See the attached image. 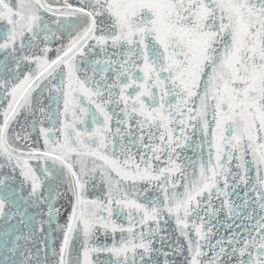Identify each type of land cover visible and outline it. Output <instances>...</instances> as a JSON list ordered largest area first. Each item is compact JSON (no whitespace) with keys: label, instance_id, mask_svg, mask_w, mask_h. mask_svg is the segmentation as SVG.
Returning <instances> with one entry per match:
<instances>
[{"label":"snow or ice","instance_id":"snow-or-ice-1","mask_svg":"<svg viewBox=\"0 0 264 264\" xmlns=\"http://www.w3.org/2000/svg\"><path fill=\"white\" fill-rule=\"evenodd\" d=\"M0 264H264V0H0Z\"/></svg>","mask_w":264,"mask_h":264},{"label":"flooded vegetation","instance_id":"flooded-vegetation-1","mask_svg":"<svg viewBox=\"0 0 264 264\" xmlns=\"http://www.w3.org/2000/svg\"><path fill=\"white\" fill-rule=\"evenodd\" d=\"M45 103H47V101H45ZM45 126H48L47 123H46ZM189 154H191V153H189ZM221 219H224L223 214L221 215ZM164 250L165 251H168L169 250L168 247H167V245L165 246V249Z\"/></svg>","mask_w":264,"mask_h":264}]
</instances>
